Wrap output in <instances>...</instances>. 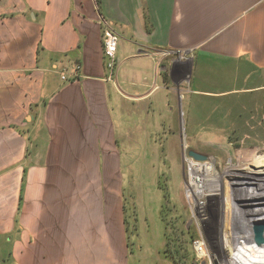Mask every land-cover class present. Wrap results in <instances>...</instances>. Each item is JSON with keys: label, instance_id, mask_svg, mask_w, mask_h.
Wrapping results in <instances>:
<instances>
[{"label": "crops", "instance_id": "crops-1", "mask_svg": "<svg viewBox=\"0 0 264 264\" xmlns=\"http://www.w3.org/2000/svg\"><path fill=\"white\" fill-rule=\"evenodd\" d=\"M198 107L264 146V0H0V260L137 264L126 210Z\"/></svg>", "mask_w": 264, "mask_h": 264}, {"label": "rangeland", "instance_id": "rangeland-1", "mask_svg": "<svg viewBox=\"0 0 264 264\" xmlns=\"http://www.w3.org/2000/svg\"><path fill=\"white\" fill-rule=\"evenodd\" d=\"M206 88L209 89V86ZM184 114L185 119H198L200 125L195 127L198 130L191 132L189 126L190 132L181 134L187 140L186 147L163 150L164 164L155 166L156 178L146 180L144 176L141 178L142 182L137 183L136 187L140 191L137 207H129L130 203L126 204V207H129L126 210L129 253L134 260H138L137 264H224L225 258L234 260L236 264H264V247L256 245L259 241L264 242V229L261 234H257L255 230L256 226L264 227V220L255 218L257 220L251 226L239 228L237 234L240 233L238 235L243 238L240 242L244 241L245 244L234 246L231 242L235 237L233 227L239 226L235 214L244 207L237 201L247 200L250 196L233 191L237 187L233 181H239L241 177L247 184L254 183L255 188L261 192L260 196L264 195V146H260L261 143L250 144L248 141H251V138L239 143L235 141L231 146L232 140L226 142V134L211 135L207 130L212 128L207 126L209 122L206 123L209 121V114L200 107L194 110V114L189 115L188 109ZM188 137L194 139V142L203 141L199 142L196 148L190 147ZM205 139L207 141H204ZM190 152L204 156L206 160H195L189 155ZM189 159L203 165L210 163L209 166L212 165L222 176H226L230 170L236 172L235 176H226L225 182L219 188L218 198L210 200L212 203L207 201V205H202V209H197L189 192ZM124 184L129 185L131 182L126 181ZM206 188L211 191L217 187L209 185ZM136 208L140 213H137ZM257 208L258 203L254 197L249 208L244 207L247 211L245 218L253 219L259 211ZM227 232L230 240L226 238ZM198 240L205 242L208 251L205 254L196 251L195 242ZM250 244L255 248L253 253L259 261H245L244 258L243 262L236 249ZM247 256L253 260L250 253H247ZM133 262L130 260V264ZM8 263L9 261L0 260V264Z\"/></svg>", "mask_w": 264, "mask_h": 264}, {"label": "bare ground", "instance_id": "bare-ground-1", "mask_svg": "<svg viewBox=\"0 0 264 264\" xmlns=\"http://www.w3.org/2000/svg\"><path fill=\"white\" fill-rule=\"evenodd\" d=\"M209 164L210 163H208V165ZM193 167H195V169L193 168L194 169L193 173H195V174L191 177L190 184H188V185H189V188H190L193 196L196 199L198 197H200V196L202 197V195H204V196H206L208 198H215V197L219 196L220 195V189L219 188L222 187V184L225 182L226 176H235L234 173H236V172L230 170L227 173L226 176H222V175L217 173V171L215 170V168L212 165L211 166H207V165L203 166V165H199V164L196 165L195 164ZM242 170L243 169H240V171H242ZM233 184L235 186H237L236 189H233V191L237 192L238 194H244V193L245 194H250V196H248L249 198L247 200H244V201L239 200L237 202H239V204L241 206L249 208V205L251 204V200L254 197H256V200H257V203H258L257 210H259L257 212V215L256 214L254 215L253 219L248 217V220L245 218V215H246L247 211H246V209H244V207H243V210H241V211H239V212H237L235 214V217L238 218V220H239V223H238L239 226L235 227V228L233 227V232L235 234V237L233 239H231V242L234 244V246H238V245L240 246L241 244H245V242L244 241L240 242L243 238H241V236L238 235L240 233L237 234V232L239 231V228L243 229V228H246L248 226H251L252 224L255 223L254 221L257 220V219L264 220V215H263V212H264V195L260 196L261 192L257 188H255V186L253 185L254 183L247 184V182L243 181V179L241 177L239 178V181H237V179H236V181H233ZM209 185H211V186L215 185V187H217V188H213L211 191H208V189L206 187L209 186ZM204 188H205V190H204ZM229 208H230V206H229ZM226 214H227V217L229 218L230 217L229 216V212H227ZM255 218H257V219H255ZM228 221L229 220L227 219L226 222L228 223ZM226 238L228 240H230V235L228 234V232H227ZM247 244H249V243H247ZM256 245L258 247H262L263 248L264 247V242L259 241V243H257ZM206 251H207V248L204 249V252H206ZM236 251H238L239 254L242 256V260L244 258H245L244 259L245 261L246 260H248V261L250 260V261L255 262V261L258 260L256 255L253 253L255 251V248L252 247V244L248 245L247 247H242L240 249L237 248ZM247 253H250V255L252 256L253 260L250 259L249 256H247ZM244 260H243V262H244ZM224 264H236V263L232 259H226L225 258V263Z\"/></svg>", "mask_w": 264, "mask_h": 264}, {"label": "built area", "instance_id": "built-area-1", "mask_svg": "<svg viewBox=\"0 0 264 264\" xmlns=\"http://www.w3.org/2000/svg\"><path fill=\"white\" fill-rule=\"evenodd\" d=\"M104 23V28H103V45H104V51H105V55L108 59V63H107V67L109 68V70L112 72V75L114 76V73L116 71V55H117V51H118V43H119V35L117 34V32L115 31V29L112 27L111 24H109L106 21H103ZM176 55H178L179 60H187L188 56L186 53L183 52H175ZM164 55H168L167 53H164ZM78 71H79V67L76 66L71 75H67L64 73L63 75V80H70V79H74L76 80L78 78ZM110 79H113L112 76H110ZM188 161V166L190 169V174L191 177L195 174L193 173L195 167H193L195 164L196 165H203L200 164L199 162L195 161L194 159H189ZM209 166L208 164H205L203 166ZM194 168V169H193ZM190 189V188H189ZM191 193L192 198L195 201V204L197 206V209H202V205H207V201L212 200L213 198H208L204 195H202V197L200 196V200L199 201V197L196 199L191 190L189 191ZM205 201V202H204ZM211 202V201H210ZM212 203V202H211ZM210 208V207H209ZM195 248L196 251H200L201 253L205 254L204 249L206 248V244L203 240H198L195 242Z\"/></svg>", "mask_w": 264, "mask_h": 264}, {"label": "water", "instance_id": "water-1", "mask_svg": "<svg viewBox=\"0 0 264 264\" xmlns=\"http://www.w3.org/2000/svg\"><path fill=\"white\" fill-rule=\"evenodd\" d=\"M189 155L191 157H193L195 160H198V161H205L206 160V157L201 156V155H199V154H197L195 152H190ZM263 229H264L263 226H256L255 227V230L257 231L256 232L257 234H261L263 232Z\"/></svg>", "mask_w": 264, "mask_h": 264}]
</instances>
